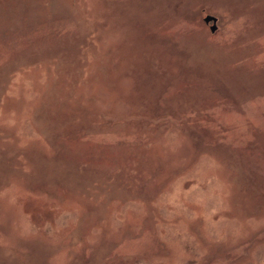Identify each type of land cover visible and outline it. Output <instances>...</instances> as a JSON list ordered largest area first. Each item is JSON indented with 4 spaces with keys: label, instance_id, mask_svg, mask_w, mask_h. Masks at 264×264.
Segmentation results:
<instances>
[{
    "label": "rangeland",
    "instance_id": "374dc122",
    "mask_svg": "<svg viewBox=\"0 0 264 264\" xmlns=\"http://www.w3.org/2000/svg\"><path fill=\"white\" fill-rule=\"evenodd\" d=\"M0 264H264V0H0Z\"/></svg>",
    "mask_w": 264,
    "mask_h": 264
},
{
    "label": "water",
    "instance_id": "95a60500",
    "mask_svg": "<svg viewBox=\"0 0 264 264\" xmlns=\"http://www.w3.org/2000/svg\"><path fill=\"white\" fill-rule=\"evenodd\" d=\"M203 21L207 24L209 22H212V25L210 26V31L213 32L216 29L215 23L216 18L210 15H207L203 18Z\"/></svg>",
    "mask_w": 264,
    "mask_h": 264
}]
</instances>
